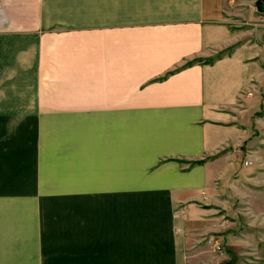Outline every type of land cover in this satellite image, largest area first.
I'll return each instance as SVG.
<instances>
[{"label": "crops", "instance_id": "1", "mask_svg": "<svg viewBox=\"0 0 264 264\" xmlns=\"http://www.w3.org/2000/svg\"><path fill=\"white\" fill-rule=\"evenodd\" d=\"M0 99L70 118L0 264H264V0H0Z\"/></svg>", "mask_w": 264, "mask_h": 264}, {"label": "rangeland", "instance_id": "2", "mask_svg": "<svg viewBox=\"0 0 264 264\" xmlns=\"http://www.w3.org/2000/svg\"><path fill=\"white\" fill-rule=\"evenodd\" d=\"M11 102L16 101L0 99V184L45 181V192L52 193L56 180L67 178L70 118H53L52 107Z\"/></svg>", "mask_w": 264, "mask_h": 264}, {"label": "built area", "instance_id": "3", "mask_svg": "<svg viewBox=\"0 0 264 264\" xmlns=\"http://www.w3.org/2000/svg\"><path fill=\"white\" fill-rule=\"evenodd\" d=\"M250 164H252V161L250 159L244 160V165ZM207 242L212 244L217 250H220L222 248L221 242L217 238H208Z\"/></svg>", "mask_w": 264, "mask_h": 264}]
</instances>
